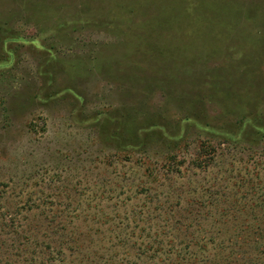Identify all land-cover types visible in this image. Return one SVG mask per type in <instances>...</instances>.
Returning <instances> with one entry per match:
<instances>
[{
    "label": "rangeland",
    "instance_id": "1",
    "mask_svg": "<svg viewBox=\"0 0 264 264\" xmlns=\"http://www.w3.org/2000/svg\"><path fill=\"white\" fill-rule=\"evenodd\" d=\"M174 1L0 0V27L16 38L0 40V209L26 201L21 223L39 228V245L47 228H73L78 241L56 264H172L165 249L142 255L141 239L214 227L215 208L236 224L264 198V52L254 46L264 33L244 16L247 1L264 11V0H219L235 16L232 38L205 64L181 60L183 16H166L187 5ZM202 142L215 156L198 168Z\"/></svg>",
    "mask_w": 264,
    "mask_h": 264
},
{
    "label": "trees",
    "instance_id": "2",
    "mask_svg": "<svg viewBox=\"0 0 264 264\" xmlns=\"http://www.w3.org/2000/svg\"><path fill=\"white\" fill-rule=\"evenodd\" d=\"M247 3L248 7L245 8L246 15L244 16L247 18V15L253 17L256 15L260 21L258 28H262L261 33H264L263 9L258 7L256 3L253 4L249 1H247ZM173 4L174 6L180 4L183 6L187 5V10L183 9L182 11L183 14L179 15L178 10L173 11V13L176 14H169L166 16L168 21L169 19L173 20L172 18L176 16H183L179 19L181 34L179 31L177 35L178 38L174 37L177 41L175 39L172 40V42L176 41L175 44H179L178 46L182 48V52L179 53V55L181 54L182 61L189 59L195 60L196 62L202 61L204 62L203 64H205L206 61L221 57L227 52L232 38V19L235 16L231 17L232 12H229L230 10L222 6L224 5L223 3L220 5L219 0H177L174 1ZM190 4H193V6ZM232 6L235 5L233 4ZM83 10L75 11L76 15L83 13ZM188 10L190 11L189 13ZM198 11L201 13H198ZM41 18L40 16L39 18H35L37 23L35 26L38 29L43 28V20ZM52 18L54 20L52 26L56 27L53 29L67 30V25L62 24L64 21H61V16H53ZM73 19L76 20L75 17H73ZM150 23L151 21L145 22V24ZM162 26L163 25H161V27ZM182 33H186L184 34L185 36H181ZM187 34L188 39H186ZM196 38L201 39V46H196ZM259 38L260 39L254 43V46H262V51L264 52V34H262V36L259 35ZM14 39L16 38H13V34L9 28L2 29V27H0L1 41L11 42ZM170 42L171 41H169V43ZM172 42V47H175V44L173 45ZM172 47H168L167 49L169 55H172L174 52L170 50ZM193 49L198 50L193 51ZM169 51L171 52L169 53ZM252 128L254 129L255 127ZM255 132L257 135L258 132ZM224 135L226 137L229 136L228 138L231 136L226 133H224ZM224 135L218 134V137L225 139V137H223ZM198 152L199 155L202 154L203 156L202 158L196 157L194 166L198 168L208 166L210 164L209 162L215 156L212 146L208 142H202L198 147ZM171 160L174 159L168 158L167 163H170ZM254 179L257 180V177H254ZM260 183L262 190H264V182ZM24 204L27 205V202L25 201ZM22 206L17 207L16 205L15 207H17V209L13 212L1 211L0 209V264H3V262H6V264H56V260L53 259V256L61 255L64 252L63 246L76 245L78 241L76 239L73 242L71 239L73 228L67 229L66 232H64L66 228L63 227L60 230L50 229L49 231L48 228L47 230L44 229L47 241L39 245L35 242L38 238L37 232L39 228L30 225L25 230L21 223L22 216L25 214L24 207ZM256 208H258V210H256ZM215 210L218 220L216 224L213 225L214 227H208L205 230L201 227L199 222L193 227L191 225L183 229L174 227L173 230H168L167 227H156L153 241H144L141 239L138 250L142 255H146L147 252L150 251V256L158 259V257L155 256L161 254L165 249L170 252L169 256L173 258V260H171L172 264H264V198L261 201L253 199L250 205L246 203L245 208H242V211L239 212V219L241 222L236 221V224H234L233 221H228L229 218L224 219L226 218V216H223L225 212L223 213V211H221L219 213L217 208H215ZM250 213L252 216L256 213L258 214L254 219L249 221ZM170 217L173 218V215ZM24 220L27 221L28 217ZM182 220L183 218L180 216L174 218V222L176 223ZM157 229L162 232L161 237H159V231H156ZM143 230L145 229L142 228L139 231L141 232ZM178 231L179 233L186 234L188 238H184L183 235L177 236L176 232ZM74 234L79 235L81 232L78 231V228H75ZM87 234L89 236L90 232ZM174 236L181 239V241L174 242ZM153 243H155V245H153ZM13 244H15V250L18 252L24 251L25 258H19L17 255L9 253L10 251L7 250V248L13 246ZM28 245L31 246V251H28ZM37 246H40V250L38 249L39 251L36 250ZM65 262L66 261L62 264H66ZM71 262L72 260L67 263L70 264Z\"/></svg>",
    "mask_w": 264,
    "mask_h": 264
}]
</instances>
